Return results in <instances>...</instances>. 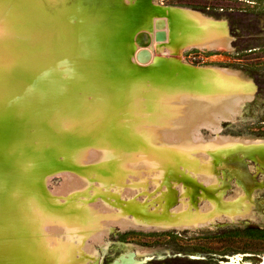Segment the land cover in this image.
<instances>
[{"label": "rangeland", "instance_id": "1", "mask_svg": "<svg viewBox=\"0 0 264 264\" xmlns=\"http://www.w3.org/2000/svg\"><path fill=\"white\" fill-rule=\"evenodd\" d=\"M80 1L96 12L72 19L69 37L78 43L72 44L79 56L71 61L74 68L80 65L90 74L102 69L107 77L99 78L95 92L80 89L78 96L79 88H74L78 118L74 126L62 118L51 124L37 111L29 114L32 104L24 103L27 96L11 81L14 71L29 74L34 68L31 79L39 83L44 79L46 66H37L32 58L45 50L35 30L43 22L70 15L74 0H0V34L8 38L1 35L0 44L8 43L0 47L9 46V54L0 50V99L9 100H0V131L21 129V138L28 133L30 137L24 139V156L8 166L26 188L24 195L13 190L18 203L9 219L18 220L15 235L25 236L34 255H51L46 264L66 257L67 243L82 250L81 264H114L127 252L138 264H264V239L241 234L247 227H264V159L249 154L255 146L264 151V0H146L147 11L137 17L141 0ZM167 6L197 10L225 33L199 39L214 49L184 51L192 42L189 33L179 37L165 24L158 29L168 30L169 38L157 43L156 28L137 26L135 20H154L155 10ZM124 9L135 17H121ZM106 28L109 36L102 40ZM140 32L150 35L148 45H142ZM57 34L62 44L66 35L62 29ZM32 43L37 49L30 48ZM143 49L148 53L139 57ZM192 74L198 79L192 80ZM60 79L62 84L64 78ZM15 111L17 118L12 116ZM8 123L12 131L5 127ZM237 169L248 173L246 183ZM158 198L184 203L193 199L212 214L161 229L118 211L135 201L141 206ZM218 205L234 212L226 208L219 213ZM3 241L0 235V247Z\"/></svg>", "mask_w": 264, "mask_h": 264}, {"label": "bare ground", "instance_id": "2", "mask_svg": "<svg viewBox=\"0 0 264 264\" xmlns=\"http://www.w3.org/2000/svg\"><path fill=\"white\" fill-rule=\"evenodd\" d=\"M93 1H95V0H93ZM97 1H99V0H97ZM145 1L146 0H144V3H143V0H141L142 3L139 5L140 11L138 13H135V16L136 15L137 16L142 15V13H144V12L147 11L148 7H147V5H145ZM70 10L72 11V12H70V15H68V14L67 15H62V17L58 18L54 22H46V23L43 22V24H41L40 26H38L36 30L34 28V30L35 31H38L40 34L37 35L38 32L37 33L34 32L33 34H35V35L33 36V38L37 35V37H39V39L41 40L40 43L42 42V44H40V43L39 44L41 45V47H42V45H44L45 46V50L43 49L44 51H42V53L40 51L39 52L38 51H35V52H38V54L34 53L36 55H34L35 57L32 56V58L35 59V62L37 63V66L38 65H42V66L44 65V66H46V68H47V75L44 77V79H42L40 83L39 82H36V81H34V80L31 79L32 72L35 71V68H34L33 71L30 72L29 74L23 73L22 71H18V70H17L16 73L14 71V73H13L14 77L11 79V81H14V83H16V85L14 87L15 89H20V91H23L21 93L24 94L25 96H27L26 98H25V96H22V95L20 96V97L26 99L24 103H26L28 101L30 103L29 104L27 102L29 105L32 104V106H29L28 104H26L29 107H32L30 109V111L28 110L29 108L27 109L26 107H24V109H27L29 111L28 112L29 114L32 113V112H34V111H37V112H39L41 114L40 116H44V117H46V119L50 120V123L51 124H52V122L54 123L57 119L62 118V119H65V120L70 121V123H73L74 126H77V121L76 120L78 118H76V114H75L77 108L75 106L76 103H75L74 93H73L76 90H74V88H79V90H78L79 92L77 91L78 92V96H79V93L81 91L80 89H82L83 92L84 91H90V90L96 89V87L99 86L98 85L99 78L105 79L107 77V73L105 71H103L102 69H100L101 72L100 71L95 72V73H92L91 72V74H90L86 68H84V67H82L80 65H78V68H74L76 65H74L72 63L71 59L78 54L77 53L75 55V53L77 52V51H75V49H76L75 46H77L78 43H76V42L74 43L73 42V39L70 40V37H69L70 36L69 33L70 32L72 33V30H73V23H72L73 21H72V19H74V16H80V17H83L84 18V17H87L89 14H91L93 12H96V11H95L94 7L93 8L92 7H84L83 6V3L80 0H74V2L72 3V6L70 8ZM70 10H68V12ZM155 13L158 15V17L156 19L153 20L151 17L138 18V19L135 20L136 25L137 26H140V27H144V28H152L153 27V28L158 29V28L164 26L165 24H169V25H171L172 29L177 32V34L179 35V37H181L182 34L188 32L189 35H190V38L192 39V42L191 43H188L184 47V51H185V49H190V48L214 49L213 46L200 42L201 37L209 38V37L215 36V35H224V33H225V31H224L223 28L218 27L217 25H215L210 20H207L206 18H204L203 15L199 11L193 10V9H190V8H184V7H178V6H167V7L157 8L155 10ZM119 15L121 17H125V18H126V16H128V18L135 17L132 14H129L128 13V9L120 10L119 11ZM126 25L128 27H132L131 26L132 24L131 25L126 24ZM140 27H139V30H140ZM126 28H125V30L127 32H128L127 29H131V28H127L126 29ZM60 29H62V33L64 32V34L66 35V38H65L66 41L65 40L63 41L61 39L62 37L59 34V36L61 37L59 39L62 40L61 41L62 44L59 42V40H58V34H57V33L60 32ZM136 29L137 30H135V28H134V31L138 32V28H136ZM125 30H123V32H125ZM131 30H133V27H132ZM155 30H154V34H156V32L158 30H160V29H158L157 31H155ZM161 30H165L166 31V38L163 39V40L162 39L161 40H158V39H156V36H155V39H156L157 43H158V41H167L168 38H169L168 30H166V29H161ZM134 31H132V32H134ZM132 32H130V33H132ZM136 32L134 34H136ZM125 33H123V34H125ZM127 34L129 35V33H127ZM127 34L125 36H127ZM1 35L3 36V34H0V39H1ZM5 35H6V33L4 34V36ZM83 35H85V34H83ZM4 36L2 38H4ZM101 36H102V40H107L108 39L109 31L107 30V28L104 31H102ZM5 37L7 38V35ZM37 37H35V38H37ZM74 37H72V38H74ZM133 37H136V36H133ZM149 37H150V35H149ZM35 38L33 40L34 43H35ZM85 38H86V36L83 39L85 40ZM11 39H12V37H11ZM39 39H36V40L39 41ZM91 40H93V37L91 38ZM193 40H195V41H193ZM5 41L6 40H4V42ZM14 41H15V39H14ZM11 42H13V41H11ZM3 43H2V45L0 44L1 47L4 46V45H6V43L5 44H3ZM72 43H74L76 45L74 46V44H72ZM39 44L37 43V45H39ZM80 44L82 45L84 43L81 42ZM25 45L26 44H23L24 47H21V48H25ZM34 45L35 44H33V47H30L32 50H34V47L36 48V46H34ZM40 45H39V47H40ZM90 45L88 43V45H87V46H89L88 48H90ZM12 46L10 45V47H12ZM20 46H22V45H20ZM27 46H28V43H27ZM8 47H6V49H4V48L3 49L8 52ZM16 47H18V46L16 45ZM21 48L19 49L20 52H21V50H23ZM3 49L1 48L0 50H3ZM40 50H42V48H40ZM222 50H224V49H222ZM15 51H16V49L14 50V52ZM24 51H25V49H24ZM27 51H25V52H27ZM147 53H148V50L147 49H143L141 51L139 57H142V55L147 54ZM8 54H9V52H8ZM8 54H6V55L8 56ZM25 54H27V56H28L29 51H28V53H25ZM6 55L4 57H6ZM31 55H33V54H31ZM77 56H79V55H77ZM20 58H21V56H20ZM20 60H22V59H20ZM22 61H19V62L21 63ZM16 62H15V64H18L19 65V63L18 62L16 63ZM36 63H34V64H36ZM34 64L32 63V66ZM20 66H19V69H21L22 66H24L23 63H22L21 68H20ZM37 66H36V68H37ZM8 67H10V66H8ZM49 68H51V69H49ZM200 68L201 69H205V70L206 69L209 70V69H211V66H200ZM16 69L17 68H15V70ZM12 70H14V69H12ZM132 70L131 71L133 73L134 72V69H132ZM186 70H187V68H186ZM131 71H129L128 75L129 74L131 75V73H130ZM199 71H200V69H199ZM212 71H214V70H212ZM188 73H189V71H188ZM210 73H212V72H210ZM188 75H190V74H187V78L190 80L191 77H188ZM192 75H194V74H192ZM61 77H63L65 79V80L64 79L62 80L63 81L62 84H61V79H60ZM134 77H136V76L134 75ZM194 79L197 80L198 78H196L195 75H194L192 80H194ZM132 85H134V83ZM0 91H1V88H0ZM100 91H101V89H100ZM90 92H92V91H90ZM93 92H95V91L93 90ZM81 94H82V92H81ZM84 94L87 95V92L84 93ZM75 95H76V92H75ZM2 99H5V98H2ZM2 99H0V100H2ZM6 99L8 100V97H6ZM6 99L3 100V101H6ZM18 102H20V100ZM22 103L23 102H20V104H19L20 107H21V104ZM1 105H2V102H1ZM23 105H25V104H23ZM9 107H11V106H9ZM4 108L5 107H3V109ZM21 109H22V107H21ZM16 110L19 111L20 108L18 110V106H17ZM0 112H2V110ZM21 112L23 113V118H25L24 117V113L25 112H23V110L22 111L20 110V113L19 114H21ZM3 113H4V111H3ZM13 114L14 115H12V116L15 117V115H17L18 113L16 114V111H15V112H13ZM0 115H1V113H0ZM25 115H27V113ZM77 115H78V113H77ZM82 115H84V114H82ZM7 117H5V118L8 120ZM9 117H10V115H9ZM80 117L81 116H79V121H80ZM205 117H204V120H206ZM15 118H17V117H15ZM20 119L21 118H18L17 123L19 122ZM12 121H15V119H12L11 120L10 126L12 125V123H14ZM140 121H143V120H140ZM6 122H5V124H6ZM20 122H21V120H20ZM187 122H188V120H187ZM3 123L4 122H1V125ZM15 124H16V122H15ZM205 124H207V123H205ZM205 124H204V127H206ZM5 127L9 128V129L11 128V127H9V123H8V126H5ZM186 127L187 126H185V128ZM3 128H4V126H3ZM108 129L111 130L110 128H107L106 129L107 132H108ZM182 129H184V127ZM198 130H200V129H198ZM1 131L0 132L3 133V134L0 135V187H2V190L0 189V235H3V237H4V241L3 242L4 243H2L1 244V247H0V264H46V262L50 261L51 255H47V256H43V257L34 255L33 252H32V249L30 248V245H28L27 242H26L27 239L25 238V236H17V235H15V231H16L15 229L17 227L18 220L16 218H13L12 220L9 219L10 217H12L14 215L13 210L15 209V207H16V205L18 203V200L14 196V193H13L14 188L15 189H18V191L20 193H22L23 195H24V193H26V188H25L24 185L18 184V182L16 181L17 176L15 174H12V173L9 172L8 166L11 165V164H13V163H15L16 161H19L20 158L24 156V154H23L24 153V144H25V140L24 139H26V137L29 135V133H28V135L25 138H21V135H22L21 134V131H22L21 129H17L15 131H12L11 130L12 132L10 131L11 132L10 134H6L5 132H3V131H5V128L3 130L1 129ZM119 131L120 130H117V132H119ZM6 132H8V131H6ZM124 132H125V130H124ZM120 133H119V135H120ZM125 136L123 138L125 140H127V136L126 137ZM124 139H123L124 144H128L129 141H127L128 143H125ZM110 140H111L110 142H112V143L116 141V140H114V138H113L114 141L111 138H110ZM30 143H31V141H30ZM106 145H108V143ZM110 145H112V144L110 143L108 146H110ZM120 145H121V143H120ZM115 146H116V142H115ZM121 146H120V148H121ZM31 147H32L31 149H33V145ZM62 147H63V145H62ZM105 147L107 149V146H105ZM192 147H194V146H192ZM111 148H113V146ZM195 148H196V146H195ZM108 149H110V147ZM118 151H119V149H118ZM121 151H123V150L121 149ZM111 153H112V151H111ZM119 153H120V151H119ZM150 154H151V152H150ZM249 154H251L253 156L252 158L256 157V159L257 158H263L264 159V151L260 150L256 146L250 148ZM106 156H108V155H106ZM113 156H114V152H113ZM234 161L236 162V160H234ZM190 162H191V164H193L191 160H190ZM103 163H105V162H103ZM122 167H124V166H122ZM119 168L121 169L120 165H119ZM189 168H191V167L189 166ZM191 169H190V172H191ZM122 171L123 170L121 169V172ZM193 172H195V171H193ZM237 172L239 173L238 175H240L242 177L244 183H246L249 180L248 173L245 170H239V169H237ZM197 173H200V172L197 171ZM209 174L211 175V172H209ZM120 176L121 175H119V178H121ZM127 177H128V175H127ZM192 194H193V191H192ZM103 195L104 194L102 193L101 196H103ZM171 195H174V194H171ZM136 196H138V195H136ZM205 196H206V194H205ZM99 197H100V195H99ZM167 197H169V196L167 195ZM194 197H196V196H194ZM208 197H210V196H208ZM137 204H138V202L135 201L132 205L131 204H128L129 205L128 207H126L125 209L118 210V211L120 212L121 215H128V213H130L131 216H133V219L134 220L141 221V222L145 223L146 226H149L150 228H152V227H159L161 229H171V228L181 227V226H184L186 223H188V222H190L192 220L204 218V217L212 214L210 209L206 208V206L205 207L198 206V203L196 201L193 202V199H192V201H188V202H185L184 203V202H176L174 199H170V198H166V199L165 198H158L157 200H154L152 202L146 201V203H143L141 206H136ZM193 207H197V210H195ZM218 207H219L218 208L219 210L218 209L217 210L219 211V213H222L227 208V205H223V206H219L218 205ZM227 210L229 212H234L232 208H227ZM203 213H205V215ZM73 215H74V212H73ZM72 223H74V222H72ZM79 224H78V226H79ZM72 229H73V227H72ZM69 230L71 232V229H69ZM60 241L61 240H59V242ZM71 244L72 243H67L66 244V246H67L66 257L65 256L64 257H61V259H60V261H59L58 264H81V262H83L85 260V256H84V253L82 252V250L79 247L73 248L74 245L72 246ZM81 246H82V244H81ZM54 258H56V257H54ZM56 259H58V258H56ZM114 264H138V263L136 262L134 256L130 252H127V253L122 254L120 256V258Z\"/></svg>", "mask_w": 264, "mask_h": 264}, {"label": "trees", "instance_id": "3", "mask_svg": "<svg viewBox=\"0 0 264 264\" xmlns=\"http://www.w3.org/2000/svg\"><path fill=\"white\" fill-rule=\"evenodd\" d=\"M241 234L247 237L264 239V227H247Z\"/></svg>", "mask_w": 264, "mask_h": 264}, {"label": "water", "instance_id": "4", "mask_svg": "<svg viewBox=\"0 0 264 264\" xmlns=\"http://www.w3.org/2000/svg\"><path fill=\"white\" fill-rule=\"evenodd\" d=\"M140 36H141L142 41H143V44H142V45H147L148 43L151 42V40H150L148 34H146V33H141V34L139 35V37H140ZM155 36H156V39H158V40H161V39H162V40H163V39L166 38V31L160 29V30H158V31L156 32Z\"/></svg>", "mask_w": 264, "mask_h": 264}]
</instances>
